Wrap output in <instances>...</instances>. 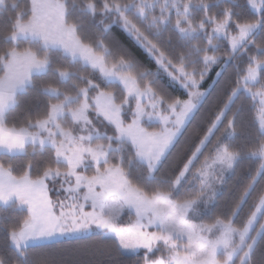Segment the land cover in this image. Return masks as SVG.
Returning <instances> with one entry per match:
<instances>
[{
  "label": "snow or ice",
  "instance_id": "1",
  "mask_svg": "<svg viewBox=\"0 0 264 264\" xmlns=\"http://www.w3.org/2000/svg\"><path fill=\"white\" fill-rule=\"evenodd\" d=\"M0 264H264V0H0Z\"/></svg>",
  "mask_w": 264,
  "mask_h": 264
},
{
  "label": "trees",
  "instance_id": "2",
  "mask_svg": "<svg viewBox=\"0 0 264 264\" xmlns=\"http://www.w3.org/2000/svg\"><path fill=\"white\" fill-rule=\"evenodd\" d=\"M64 247H74L75 245H74V243H71V242H68V241H65V243H64V245H63Z\"/></svg>",
  "mask_w": 264,
  "mask_h": 264
}]
</instances>
